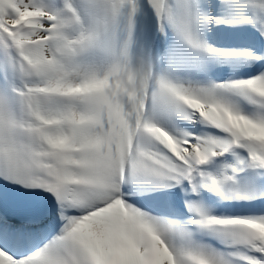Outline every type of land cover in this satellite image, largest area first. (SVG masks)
Masks as SVG:
<instances>
[{
	"label": "snow or ice",
	"instance_id": "6c2138e0",
	"mask_svg": "<svg viewBox=\"0 0 264 264\" xmlns=\"http://www.w3.org/2000/svg\"><path fill=\"white\" fill-rule=\"evenodd\" d=\"M219 6L231 17L214 0H0V264H264V214L185 199L182 221L133 199L264 202V52L202 31L248 24L264 44V0ZM148 8L170 45L138 35ZM181 45L255 74L208 79Z\"/></svg>",
	"mask_w": 264,
	"mask_h": 264
},
{
	"label": "bare ground",
	"instance_id": "6f19581e",
	"mask_svg": "<svg viewBox=\"0 0 264 264\" xmlns=\"http://www.w3.org/2000/svg\"><path fill=\"white\" fill-rule=\"evenodd\" d=\"M214 1H216V0H214ZM217 4L218 3H216V7H214L211 10V14L212 15H223L225 17H229L230 18L231 17V12L227 8H223V7H221V6L217 5ZM143 17H149V18H152L154 21H156L155 16L152 13L150 8H148L145 11L141 12V14L138 16V18H143ZM210 28L218 29V30H221V32L226 33V32H229L231 30H234V29L242 28V25H238V26L215 25V24L207 25V26H205L202 29V31L204 32V35H205L206 38H207L206 30L210 29ZM253 74H255V73H253ZM246 77L247 76H240V77H234L232 79H241V78H246ZM224 80H227V79H224ZM214 81L220 82V81H223V80H214ZM184 123H185V121H178V122H176V126H178L180 128H187L188 130L194 131V132H196L198 134L201 133V132H204V131H215L214 129H205L203 127H200V128L197 129V127H195V126L194 127L192 126V128H189V127H186L184 125ZM156 193L158 195H161V196H163L165 194V193H160V192H156ZM150 196H151V194H138V195L134 196L133 199L138 200L140 205H142L146 209L152 210V209L146 207L143 204L144 201H145V203H148L149 200H153V199H150ZM153 211H154V214L163 215L159 211H155V210H153ZM260 214H264V212H260V213H256V214H253V213L252 214L251 213L250 214H245V213H242V214H229V213H227V214H218V213H216L215 215H260ZM164 216H166V215H164ZM167 217L172 218V219H176V218L171 217V216H167Z\"/></svg>",
	"mask_w": 264,
	"mask_h": 264
}]
</instances>
